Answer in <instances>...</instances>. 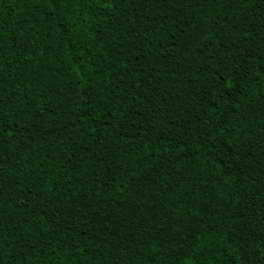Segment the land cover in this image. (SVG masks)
I'll return each instance as SVG.
<instances>
[{"label":"trees","instance_id":"16d2710c","mask_svg":"<svg viewBox=\"0 0 264 264\" xmlns=\"http://www.w3.org/2000/svg\"><path fill=\"white\" fill-rule=\"evenodd\" d=\"M197 2L214 16L210 25L220 20L226 31L231 32L235 23L234 35H225L223 41L232 46L233 52L236 47L248 49L242 35L246 29L255 27L264 36L260 14L254 8L215 7L221 16L232 8L233 19L228 20L226 16L224 19L216 17L214 6L207 0H192L190 6L195 9ZM160 7L166 6L161 4ZM78 10L69 4L49 16L43 5L37 10L27 0L0 3V20L8 34L4 37L6 46L3 49L6 71L0 74V80L5 81L2 94L9 118L20 112L30 114L19 116V126L25 129L22 135L27 137L35 133L31 162L27 167L23 166V158L29 154L14 151L16 141L4 148L5 155L0 157L4 182L18 200L27 197L38 212L41 207L48 210L43 220L34 219L27 209L13 201L12 208L5 209L10 215L5 218L7 239L0 253L19 254L18 260H23L24 264H264L257 255L258 250L264 255L261 234L264 203L254 199L257 192L264 191V183H254L264 177V124L260 123L264 119V105L255 99L264 93V76L257 83L250 73L249 99L241 95L242 107L237 113L221 115L227 112V105L217 107L223 105V101L213 98L218 93L212 88L211 77L217 67L220 71L223 68L208 55L217 51L212 46L215 39L206 50L201 47L183 57L177 56L191 65V71L185 70L178 81L170 79L164 68L156 66L166 89L162 95L170 96L173 114L167 115L161 109L158 120L152 121L155 129L149 131L151 144L143 151H133L144 142L139 130L148 125L139 116L135 117L136 125H130L127 117L136 109L144 112V108L138 103L129 108L133 103L129 96L123 105L127 113L123 117L126 125L123 131L119 129L122 117L118 112L108 115L112 105L103 99L115 87L114 74H109L106 62L111 57L102 58L105 50L110 52L119 40L113 31L118 27L113 24V12L94 5L78 16ZM184 11L187 13L188 9ZM155 19H160L158 14ZM164 23L166 28L160 39L166 46L172 42L171 33L179 36L177 44L187 39L179 35L180 29L185 27L179 19L175 26L167 19ZM157 48L159 44H146L144 50L156 55ZM256 56L259 58V52ZM250 64L254 70H259L264 61L257 64L252 60ZM200 65L207 70L199 73L197 80ZM88 96L95 98L93 106L88 108L91 117L83 114L88 107ZM9 99L12 103L7 105ZM93 128L97 130L95 133ZM246 132L254 139L248 140ZM221 134L241 149L252 145L247 163L230 161L231 172L224 154L218 151L223 145ZM135 135L138 139L129 146V137ZM181 141L182 147L187 146L184 151L175 147ZM74 146L79 151L69 163L67 156L71 153L67 149ZM150 148L155 149L154 154L145 156ZM56 151L60 152V158L50 164L46 162L45 169L52 176H59V183L65 184V197L72 196L69 178L75 169H78L75 175L80 178L73 197L80 201V211L71 210L68 219L58 217V229L52 225L54 205L60 203L63 210L68 202L57 192L52 202L40 196L44 200L41 206L29 195V191L36 193L33 181L37 180V175H42L39 170L33 171L35 164L47 161ZM240 169H244L245 175L240 174ZM97 172L104 185H98L93 179ZM48 179L50 177H45ZM89 191L99 193L87 201L92 209H97L95 211L83 206L82 198ZM85 213L87 222L84 221ZM25 217L31 222V230L29 224L23 223ZM9 223L15 227L9 228ZM37 224L42 228L52 226V230L40 234ZM33 241L37 242L36 251L31 250ZM74 243L84 252L70 257ZM0 264H18V261L0 255Z\"/></svg>","mask_w":264,"mask_h":264},{"label":"snow or ice","instance_id":"6c2138e0","mask_svg":"<svg viewBox=\"0 0 264 264\" xmlns=\"http://www.w3.org/2000/svg\"><path fill=\"white\" fill-rule=\"evenodd\" d=\"M2 2L3 0H0V3ZM27 2L35 6L37 10L43 5L49 16L55 14L58 8H66L69 4L75 5L76 8L79 9L76 12L78 16L83 15L94 5L101 9L112 10L113 24L118 25V27L113 28V31L118 34L119 40L113 44L110 52L105 50L104 57L102 58L111 57V59L106 62L109 64V74H114L113 83L115 87L109 95L104 96L103 99L112 105V109L109 111L108 115L112 116L118 112L122 117L119 121V129L123 131H126L123 117L127 115L123 105L127 103L129 96H132L133 99V103L128 105L129 108L134 107L137 103L140 105V108H144V112L136 109L132 115L127 117L128 124L130 125H136L137 120L135 117L137 116L141 117L144 123L148 125V127H142L139 130V132L143 134L144 142L143 144H138L136 148L132 149L133 151H143L145 147L151 144V141L148 140L149 131L155 129V125L152 124V121L158 120L159 111L161 109L165 110L167 115L173 114L170 110V96L162 95L166 89L163 86V77L161 73L156 70V66L164 68L165 73L170 79L175 78L178 81L185 70L191 71V65L184 60L177 59V56L183 57L185 53L200 49L201 47L206 50L209 44H212L213 39H215V44H212V46L217 48V51L215 53H208V55L213 60H216L217 64L223 68V71H220V68L217 67L215 75L211 77L212 88L218 93V96L213 98L223 101V105H217V107L222 108L224 105H227V112H221V115L237 113V110L242 107L239 99L241 95H244L246 100L249 99L247 84L252 79L250 73L256 77L257 83L260 82V77L264 76V66H261L259 70H254L250 64L252 60H255L257 64H260V61H264V51H261V46L264 45V36H261L260 33L256 31L255 27L246 29L242 35L244 42L249 45L248 49L236 47L235 52H233L232 46L224 44L223 41L225 35H234L235 23L233 22L231 32L226 31L224 23H221L220 20H215V23L210 25L209 21H212L214 16L206 11L204 5L201 3L197 2L196 8L193 9L190 6L192 0H27ZM207 3L214 6L213 11L216 17L224 19V16H226L228 20L233 19L234 12H232V8H229L228 12H225L224 16H221L220 12L215 11V7H221L222 9L229 5L236 7L242 5L245 9L252 7L260 14V28L264 31V0H207ZM161 4L166 7L161 8ZM149 5H151V7H149ZM186 8L188 9L187 13L184 11ZM153 9H155V11H153ZM229 13H232V15H229ZM157 14L160 17L159 20L155 19ZM41 15H43V13H41ZM165 19L170 20L173 26L176 25L177 19H179L180 22L185 25V27L180 29L179 35L187 37V39L181 40L180 43L177 44L176 41L179 39V36L176 33H171L172 42L169 46H166L160 39V36L166 28L164 23ZM186 29H190V31ZM6 35L8 34L4 31L3 22L0 20V74L6 71L3 57V49L6 46L4 37ZM21 36H23V32ZM100 36L101 39L104 38L103 33H101ZM164 39L167 40L168 37H164ZM202 41H206V43H202ZM109 43H111V41H109ZM234 43L235 41H232V44ZM146 44H159L157 54L154 55L150 50L145 51L144 48ZM257 52H259V58L256 56ZM41 55H43V53H41ZM217 57L219 58L218 60ZM29 59L31 60L33 57H29ZM141 60H143L144 63H141ZM161 60L164 61L163 64ZM138 67L140 71H137ZM206 70L204 65L198 66L196 79L199 80V73ZM142 76L144 79H141ZM158 77H160L159 80L157 79ZM117 80L119 84L115 83ZM191 82L192 79L189 78V83ZM4 83V80H0V157L5 155L4 148L9 147L13 141H16L13 150H19L22 153L27 152L29 154L23 158V166L27 167L31 162L29 157L32 155V144L35 143V133L27 137L22 135L25 129L19 126V116H29L30 114L20 112L18 116L9 118L5 95L2 94ZM21 83H23V81H21ZM120 85H123V87L121 88ZM25 99H27V96H25ZM94 99V97L88 96L86 100L88 107L85 108L83 114L88 117H91V112L88 111V108L93 106ZM177 99H179V96H177ZM255 99L260 100L262 105H264V93H261ZM118 102L121 104L119 108H117ZM252 102L254 103L255 101ZM11 103L12 101L9 99L7 105ZM145 105H147V107H145ZM146 113H150L151 115H146ZM260 123L264 124V119H262ZM14 126L16 128L15 132H13ZM176 127L179 129V125H176ZM96 131L95 128L92 129L93 133ZM208 135L211 136V129H209ZM231 135V133H228V136ZM245 136L250 141L254 139V137L247 132ZM212 138L215 140V137ZM137 139L138 135L129 137V146H131V143H135ZM220 139L223 141V145L218 151L224 154L225 163L228 166L229 172L232 171L230 161L248 162V158L252 155L251 144H249L246 149H241L239 145L234 144L233 141L229 140L227 136L223 134H221ZM169 144H171V141H169ZM182 144L183 141L177 143L175 147L180 149V151H184L187 146L184 145L182 147ZM213 147H216L215 143ZM89 150L94 151V149ZM67 151L71 153L67 156L68 162L71 163L75 158V153L79 151V148L74 146L73 148L67 149ZM120 151L123 152L124 150L121 149ZM154 152L155 149L150 148L145 152V156L150 157ZM177 155H179V152ZM57 158H60L59 151L54 152L47 161L41 160L38 164H35L33 171L39 170V173H42V175H37V180L33 181L32 186L36 188V193L29 191V195H32L33 199L37 200L38 204L41 206L44 204V200L40 199V196H46L49 202H52V196L56 195L57 192L62 199L68 202V206L64 207L63 210L60 203L57 202L54 205L52 225L58 229L60 227V220L58 217L68 219L71 210H75L76 212L80 211V201L73 199L76 195L75 186L79 184L80 178L75 175V172L78 171V169H75L72 176L69 178L72 181L69 185L72 189V196L65 197L63 195V191L66 188L65 184L59 183V176H52V174L45 169L46 162L50 164ZM141 159H144V157H141ZM81 160H83V157H81ZM3 171V164L0 163V250L4 247L3 241L7 239L4 227L5 218L10 215L5 209L12 208L13 201H16L20 207L27 209L34 219L39 217L43 220L48 214V210L43 207H41L38 212L36 208L28 202L27 197L23 200H18L17 197L13 195L12 188L5 184ZM65 171L67 172V169ZM86 171L87 169H85V172ZM240 174L245 175L244 169H240ZM133 175H135V172H133ZM45 177H50V179L45 180ZM93 179L98 185H104L105 183L99 172H97V175ZM53 181H55V183H53ZM254 183H264V177H262L260 181H254ZM54 189H56V191H54ZM98 195V192L89 191V194L82 198L84 201L83 206L92 209V206L87 204V201ZM104 199L107 200L108 197L104 196ZM254 199L264 203V191L257 192ZM237 203H239V201H237ZM92 210L95 211L97 209ZM84 221L87 222V213L84 214ZM23 223L29 224L30 230L32 229L31 222L27 217L24 218ZM22 226L23 225H21V227ZM8 227L12 228L15 227V225L9 223ZM36 228L39 229L40 234L52 230V226L42 228L39 224L36 225ZM261 234L262 241H264V228L261 229ZM253 242L255 241L253 240ZM36 246L37 242L33 241L31 250L36 251ZM22 251L25 250L22 249ZM82 252H84V249L74 243L73 252L69 253V256L74 257ZM53 254H55L54 249ZM0 255H5L13 261H18V264H24L23 260H18L19 254L8 252L0 253ZM257 255L259 259L264 260V255H261L259 250L257 251Z\"/></svg>","mask_w":264,"mask_h":264}]
</instances>
